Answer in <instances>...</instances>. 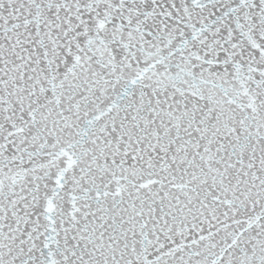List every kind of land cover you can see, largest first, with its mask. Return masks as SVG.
Segmentation results:
<instances>
[{"label": "snow or ice", "instance_id": "6c2138e0", "mask_svg": "<svg viewBox=\"0 0 264 264\" xmlns=\"http://www.w3.org/2000/svg\"><path fill=\"white\" fill-rule=\"evenodd\" d=\"M0 264H264V0H0Z\"/></svg>", "mask_w": 264, "mask_h": 264}]
</instances>
